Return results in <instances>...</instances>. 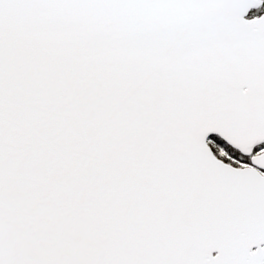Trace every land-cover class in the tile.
I'll list each match as a JSON object with an SVG mask.
<instances>
[{
    "label": "snow or ice",
    "instance_id": "obj_1",
    "mask_svg": "<svg viewBox=\"0 0 264 264\" xmlns=\"http://www.w3.org/2000/svg\"><path fill=\"white\" fill-rule=\"evenodd\" d=\"M0 264H264V0H0Z\"/></svg>",
    "mask_w": 264,
    "mask_h": 264
}]
</instances>
